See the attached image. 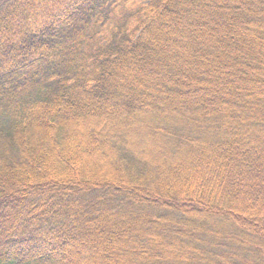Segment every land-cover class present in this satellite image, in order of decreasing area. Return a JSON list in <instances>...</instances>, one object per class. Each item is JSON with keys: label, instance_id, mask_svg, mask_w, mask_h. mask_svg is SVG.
<instances>
[{"label": "trees", "instance_id": "1", "mask_svg": "<svg viewBox=\"0 0 264 264\" xmlns=\"http://www.w3.org/2000/svg\"><path fill=\"white\" fill-rule=\"evenodd\" d=\"M0 264H264V0H0Z\"/></svg>", "mask_w": 264, "mask_h": 264}]
</instances>
